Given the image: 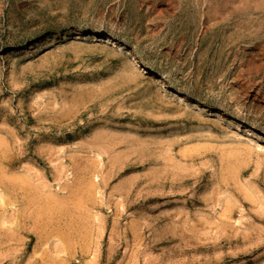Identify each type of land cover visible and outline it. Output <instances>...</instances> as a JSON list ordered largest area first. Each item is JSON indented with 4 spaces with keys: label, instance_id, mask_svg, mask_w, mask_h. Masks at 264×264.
Here are the masks:
<instances>
[{
    "label": "rangeland",
    "instance_id": "374dc122",
    "mask_svg": "<svg viewBox=\"0 0 264 264\" xmlns=\"http://www.w3.org/2000/svg\"><path fill=\"white\" fill-rule=\"evenodd\" d=\"M246 128L264 0H0V264H264Z\"/></svg>",
    "mask_w": 264,
    "mask_h": 264
},
{
    "label": "bare ground",
    "instance_id": "6f19581e",
    "mask_svg": "<svg viewBox=\"0 0 264 264\" xmlns=\"http://www.w3.org/2000/svg\"><path fill=\"white\" fill-rule=\"evenodd\" d=\"M82 33H92V37L94 40L103 42L106 45H114L117 46L120 50L124 51L126 53V56H131V57H136L138 54H140L139 49L136 46H130L126 47V45L122 42L119 41L112 33L110 32H104L102 33L101 30L96 27V26H88V27H79L78 29L75 30L74 35L78 38L81 37ZM144 62V61H143ZM166 80H168V76L166 74H162L161 77L157 79L158 84H162L164 86V90L166 91L167 86H166ZM176 93V95L180 96V92L178 90L173 91L172 94ZM181 101H185V95H182L180 97ZM206 104L205 101L203 100H198L195 102L193 105L194 109H198L200 106H204ZM215 116L224 119L226 115L222 113L221 111H214ZM214 116V117H215ZM246 134L251 135L252 137H255L254 139H262L264 140V132H259L255 131L253 129H248L246 128ZM250 136V137H251Z\"/></svg>",
    "mask_w": 264,
    "mask_h": 264
}]
</instances>
